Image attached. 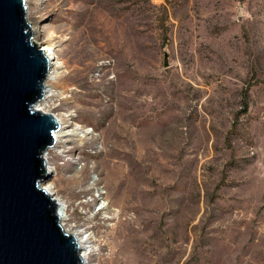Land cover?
Here are the masks:
<instances>
[{
    "label": "rangeland",
    "instance_id": "rangeland-1",
    "mask_svg": "<svg viewBox=\"0 0 264 264\" xmlns=\"http://www.w3.org/2000/svg\"><path fill=\"white\" fill-rule=\"evenodd\" d=\"M27 3L63 64L37 108L75 134L41 184L86 264H264V0Z\"/></svg>",
    "mask_w": 264,
    "mask_h": 264
},
{
    "label": "water",
    "instance_id": "water-1",
    "mask_svg": "<svg viewBox=\"0 0 264 264\" xmlns=\"http://www.w3.org/2000/svg\"><path fill=\"white\" fill-rule=\"evenodd\" d=\"M51 59L34 41L27 0H0V264H84L40 184L60 121L36 108Z\"/></svg>",
    "mask_w": 264,
    "mask_h": 264
},
{
    "label": "bare ground",
    "instance_id": "bare-ground-1",
    "mask_svg": "<svg viewBox=\"0 0 264 264\" xmlns=\"http://www.w3.org/2000/svg\"><path fill=\"white\" fill-rule=\"evenodd\" d=\"M32 26V25H31ZM32 30H33V33H34V36H35V34L37 33V30H36V28L34 29V28H32ZM40 45V47H41V49L43 50V51H45V53H46V55L51 59V72H50V76L48 77V79H47V82H49V81H54V80H56L57 79V77H58V69L59 68H61L62 67V63H59V61H58V59L56 58V55H55V53L53 52V50L50 48V47H47V46H44V44H39ZM47 82H46V84H47ZM48 85H47V90H48ZM51 97V95L49 94V91H47V93H46V96L44 97V99L43 100H41L38 104H37V106H36V108L38 107V105L41 103V102H44V101H47L49 98ZM38 109V108H37ZM39 110V109H38ZM41 111V110H40ZM43 112V111H42ZM45 113V112H44ZM59 121H60V123H61V129H60V131L59 132H57V134H56V137H57V143H56V146L55 147H57V145H60V144H62L64 141L62 140L64 137H72V136H75V134L73 133V132H68V131H66V132H68V133H66V132H64V130H66V125L63 123V121L62 120H60V119H58ZM45 160H46V156H45ZM46 163H47V160H46ZM48 168V167H47ZM48 170H49V172H50V169L48 168ZM40 188L42 189V190H45V192L48 194V195H50L52 198L51 199H53V201H55V203L57 204V206H58V211H59V217H60V223H61V225L64 227L65 226V221H66V217L67 216H65L66 214H65V208H64V206H63V203H62V201L60 200V198L57 196V194H56V191H55V188H54V186H53V184H51V183H46V184H41L40 185ZM68 233H71V232H69L68 230H66ZM74 232V231H73ZM72 234H74L75 236H76V238H77V241H78V243H79V246H80V253H81V255H82V258H83V261L85 260V262H84V264H86L87 262H86V258H88V253H87V250H88V248H87V245L88 244H91L93 241H92V239L93 238H91L90 236H88V235H85V234H82V233H80V232H77V231H75L74 233H72ZM127 236H126V238H124L123 240H121V245H123V243H124V240L126 241L127 240ZM133 259L131 258V259H128V258H125V257H122V258H120V257H118V255H115V257H113V261L115 262V264H129L130 263V261H132Z\"/></svg>",
    "mask_w": 264,
    "mask_h": 264
}]
</instances>
